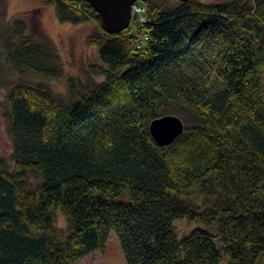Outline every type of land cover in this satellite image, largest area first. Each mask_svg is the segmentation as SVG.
Instances as JSON below:
<instances>
[{
	"label": "trees",
	"instance_id": "trees-1",
	"mask_svg": "<svg viewBox=\"0 0 264 264\" xmlns=\"http://www.w3.org/2000/svg\"><path fill=\"white\" fill-rule=\"evenodd\" d=\"M44 2L93 24L97 61L64 97L45 81L64 75L50 38L22 17L0 34L13 74L0 264H72L113 231L126 264H264V0H146V20L118 34L84 0ZM166 114L184 130L161 146L149 126ZM178 219L217 232L180 238Z\"/></svg>",
	"mask_w": 264,
	"mask_h": 264
},
{
	"label": "rangeland",
	"instance_id": "rangeland-1",
	"mask_svg": "<svg viewBox=\"0 0 264 264\" xmlns=\"http://www.w3.org/2000/svg\"><path fill=\"white\" fill-rule=\"evenodd\" d=\"M204 3L230 0H197ZM161 9L176 6L178 0H150ZM27 20L28 33L35 36H47L57 46L64 75L58 79H47L51 88L61 96H68L67 79L81 77L86 80L87 67L97 61L95 49L86 43V37L92 33L94 26L91 22L75 24L62 22L57 16L55 6L47 5L44 0H0V34L15 18ZM12 73L5 66L0 51V156L12 163V137L7 130V117L10 102L8 99L7 83L11 81ZM30 79H36L30 77ZM103 77H96L102 80ZM37 80H40L39 78ZM56 225L65 232L66 220L57 215ZM179 237H183L196 227H202L212 233L217 232V224L206 226L198 222L188 223L183 219L175 221ZM72 264H126V259L116 232H111L104 247L87 256L74 261ZM227 264V262H223Z\"/></svg>",
	"mask_w": 264,
	"mask_h": 264
},
{
	"label": "water",
	"instance_id": "water-1",
	"mask_svg": "<svg viewBox=\"0 0 264 264\" xmlns=\"http://www.w3.org/2000/svg\"><path fill=\"white\" fill-rule=\"evenodd\" d=\"M100 15L101 25L110 34L126 30L132 20V6L137 1L146 0H84ZM182 2L188 0H179ZM150 132L155 141L165 146L171 144L184 130L183 120L174 114H166L153 119Z\"/></svg>",
	"mask_w": 264,
	"mask_h": 264
},
{
	"label": "built area",
	"instance_id": "built-area-1",
	"mask_svg": "<svg viewBox=\"0 0 264 264\" xmlns=\"http://www.w3.org/2000/svg\"><path fill=\"white\" fill-rule=\"evenodd\" d=\"M146 10V6H144L141 2H136L132 6L133 17H136L140 22H144L146 20Z\"/></svg>",
	"mask_w": 264,
	"mask_h": 264
}]
</instances>
